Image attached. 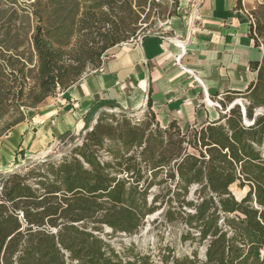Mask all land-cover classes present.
<instances>
[{
    "label": "trees",
    "instance_id": "trees-1",
    "mask_svg": "<svg viewBox=\"0 0 264 264\" xmlns=\"http://www.w3.org/2000/svg\"><path fill=\"white\" fill-rule=\"evenodd\" d=\"M162 1L0 0V139L28 110L100 69L151 14L162 15ZM172 7L163 21L176 0ZM249 35L263 46L261 60L250 63L255 82L218 101L224 112L203 128L161 127L150 99L139 117L102 112L91 126L101 104L60 157L0 176V264H264V25L251 24ZM237 96L244 106L230 107ZM154 186L164 189L149 192ZM157 211L182 227L189 254L176 256L169 245L117 251L109 243L135 235Z\"/></svg>",
    "mask_w": 264,
    "mask_h": 264
},
{
    "label": "crops",
    "instance_id": "crops-1",
    "mask_svg": "<svg viewBox=\"0 0 264 264\" xmlns=\"http://www.w3.org/2000/svg\"><path fill=\"white\" fill-rule=\"evenodd\" d=\"M176 1L162 33L115 46L100 69L28 110L0 140V170L82 130L86 115L101 104L139 115L150 99L160 126L175 121L182 133L217 120L220 113L209 101L242 95L255 82L250 63L261 60L263 49L249 28L264 0Z\"/></svg>",
    "mask_w": 264,
    "mask_h": 264
},
{
    "label": "rangeland",
    "instance_id": "rangeland-1",
    "mask_svg": "<svg viewBox=\"0 0 264 264\" xmlns=\"http://www.w3.org/2000/svg\"><path fill=\"white\" fill-rule=\"evenodd\" d=\"M174 8L172 7V3L163 0L162 3L160 4V8L157 9L156 11H158L159 13H162V15H159V17H157L156 15L151 14L149 20H148V24L149 25L146 28V25H143L141 30V33H139V35L142 34H153V33H162L163 32V20H162V16L165 15L168 12L173 13ZM155 13V12H154ZM259 19L254 18L253 23L255 24L256 22L260 23L261 25H264V11L260 12L258 14ZM258 41L259 43L262 45L263 43V39L258 37ZM263 49V46H260ZM91 70H88L86 72H89ZM211 100V99H210ZM213 103L215 101L211 100ZM235 103L237 104H241L242 106H244V99L242 97H235V99L232 101L231 105ZM218 104L220 105V103L218 102ZM219 113L220 112H224L222 111L223 108L220 105L221 109H218L216 107H214ZM107 113V114H118L119 112H123V110L119 109V108H110V107H101L96 114L93 117V120L89 123L91 124V126L94 124L95 119L97 118V116L100 113ZM258 112H260L258 110ZM128 114H130L131 116H135V117H139L142 114H131L129 112H127ZM85 123V122H84ZM85 126V124H84ZM84 127L82 128V130L77 131V132H73L71 133L70 136H67L64 140L60 141L59 143L53 145L52 147H49L47 149L46 152H44L41 155L38 156H30L25 158H21L20 161L17 162H11V163H7V167L5 168V170L1 171L0 170V176L2 175H6L8 173H11L15 170H18L19 168L26 166L32 162L35 161H40L45 159L48 156H53V157H60L65 151H67L70 146H72L74 143H78L81 136L84 134ZM5 135V134H4ZM3 135V137H4ZM2 137V138H3ZM1 138V139H2ZM0 139V140H1ZM18 155V154H17ZM6 161V160H4ZM164 175L161 176V178H163ZM174 182L170 181L167 183V189L171 192H173L174 189ZM164 186L162 187H157L154 186L150 189L149 192L151 193H158L161 192ZM195 187L190 188V193L193 194ZM231 192L233 193V195L237 198L240 199L244 196L245 194V190H240L238 189L236 186H232L230 188ZM191 199H194L191 195ZM188 212H192L191 210H189ZM182 231V227L180 226H171V225H167L165 224V222L162 220L161 216H160V211H157L156 213L149 215L145 218L142 227L140 228V230L132 236H126V235H117L115 237H112L109 240V243L112 245V247L114 249H116L117 251H121V249H123L124 247H129L130 245H133L134 247L137 248V251L144 253V252H148V251H154L155 252V248L156 246H165V245H169L170 247H172L174 249V255L176 256H180V255H186L190 253L191 247L189 246V244L187 243L186 246L182 245L179 241V237H180V233ZM203 246L198 247V254L199 256H202L203 254Z\"/></svg>",
    "mask_w": 264,
    "mask_h": 264
},
{
    "label": "built area",
    "instance_id": "built-area-1",
    "mask_svg": "<svg viewBox=\"0 0 264 264\" xmlns=\"http://www.w3.org/2000/svg\"><path fill=\"white\" fill-rule=\"evenodd\" d=\"M147 34H149V33H147ZM145 34H142V35H139V34H137V36H136V38H135V42H138L140 39H141V37L142 36H144ZM132 41V40H131ZM179 46H180V44H179ZM105 60V57L103 58V60L102 61H104ZM177 63H178V61H177ZM211 102V101H210ZM211 104L214 106V107H216V108H218V109H221L220 108V105L218 104V101H216V102H211ZM105 232H109V230L107 229V228H105Z\"/></svg>",
    "mask_w": 264,
    "mask_h": 264
},
{
    "label": "water",
    "instance_id": "water-1",
    "mask_svg": "<svg viewBox=\"0 0 264 264\" xmlns=\"http://www.w3.org/2000/svg\"><path fill=\"white\" fill-rule=\"evenodd\" d=\"M234 105H236L235 103H233L230 107H232V106H234Z\"/></svg>",
    "mask_w": 264,
    "mask_h": 264
},
{
    "label": "bare ground",
    "instance_id": "bare-ground-1",
    "mask_svg": "<svg viewBox=\"0 0 264 264\" xmlns=\"http://www.w3.org/2000/svg\"><path fill=\"white\" fill-rule=\"evenodd\" d=\"M210 102V101H209ZM211 103V102H210ZM212 105V104H211Z\"/></svg>",
    "mask_w": 264,
    "mask_h": 264
}]
</instances>
